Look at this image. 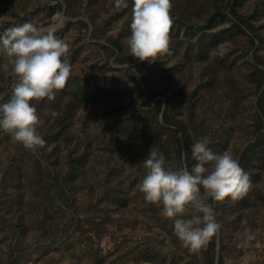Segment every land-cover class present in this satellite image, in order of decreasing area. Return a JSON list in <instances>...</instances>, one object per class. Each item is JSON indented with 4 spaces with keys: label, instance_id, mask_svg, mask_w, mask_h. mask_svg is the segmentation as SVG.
I'll return each mask as SVG.
<instances>
[{
    "label": "rangeland",
    "instance_id": "374dc122",
    "mask_svg": "<svg viewBox=\"0 0 264 264\" xmlns=\"http://www.w3.org/2000/svg\"><path fill=\"white\" fill-rule=\"evenodd\" d=\"M170 4L168 50L148 63L129 53L132 0H0V32L66 18L55 35L71 65L52 100L32 102L42 147L0 129V264H264V0ZM6 63L0 103L17 82ZM200 137L250 186L207 200L221 227L190 250L138 186L152 147L190 170Z\"/></svg>",
    "mask_w": 264,
    "mask_h": 264
},
{
    "label": "clouds",
    "instance_id": "9594fccd",
    "mask_svg": "<svg viewBox=\"0 0 264 264\" xmlns=\"http://www.w3.org/2000/svg\"><path fill=\"white\" fill-rule=\"evenodd\" d=\"M115 2L118 7L129 6L128 0ZM131 6L129 53L152 63L168 50L173 23L170 0H132ZM65 20L58 17L47 28L26 22L0 32V57L8 61L3 66L17 80L10 97L0 103V129L9 131L33 153L45 141L37 131L38 116L32 102L52 100L71 72L68 45L55 35ZM51 115L59 114L53 111ZM209 143L208 137H200L191 144L196 163L190 170L187 166L177 170L167 167L164 155L152 147L143 160L146 174L138 186L144 200L159 206L163 216L171 219L174 235L190 250L205 246L221 227L207 200H236L250 186L249 175L239 161L229 152H213Z\"/></svg>",
    "mask_w": 264,
    "mask_h": 264
}]
</instances>
